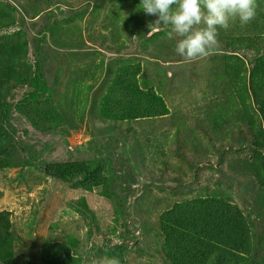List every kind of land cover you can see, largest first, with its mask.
<instances>
[{"label": "trees", "instance_id": "obj_1", "mask_svg": "<svg viewBox=\"0 0 264 264\" xmlns=\"http://www.w3.org/2000/svg\"><path fill=\"white\" fill-rule=\"evenodd\" d=\"M140 4L141 0H0V178L4 170L24 169L32 164L30 158L34 151L21 146L18 125L28 122L38 132L68 133L70 122H75L74 110H88L89 91L105 80L109 67L100 61L94 62L95 70L91 67L78 70V88L87 85L82 91L84 97L81 101L71 100L66 104L69 110H63L58 96L60 90L70 89L73 80L76 81L74 70L71 72L67 68L68 63L76 61H66L65 53L60 54L56 45H62L65 37L75 38L76 33L57 24L80 26L85 21L95 23L100 19L103 22L102 15L112 19L118 27L114 34L116 56L114 62L110 61L114 77L100 101V112L113 129L120 128V136L129 152L146 145L148 157L160 155L151 148L155 143L142 138L145 135L142 127L152 118L170 114L167 99L160 92L162 88H156L159 85L156 78L161 75V65L177 61L179 54L176 59L172 57L173 60L164 56L162 43L170 39L163 41L162 38L167 36L170 26L161 25L159 30L154 28L150 32L149 24L155 23L158 16L145 14ZM73 10H96L101 16L96 19L87 11L84 21L79 14H72ZM65 11L71 19L64 16ZM59 17L62 18L59 20ZM261 17V26H254L251 35L234 37L229 34V29L222 30L223 42L234 51L226 53L220 65L215 66L219 73H224V79L218 77L212 87L220 86V92L206 105L197 106V102L192 111H207L206 120L213 126L211 134L224 136L230 146L233 145L231 142L236 144L231 150L230 157L234 159L228 165L229 176L239 179L235 170L239 169V174L244 172L258 188L256 203L264 211V10ZM29 24L38 25L33 40L29 36ZM179 39H171L169 45ZM188 61L191 60L178 62ZM64 67L69 71V77L62 84L60 74ZM14 119H20V122L15 124ZM185 120L181 121L180 129L188 128ZM29 133L27 128L23 134ZM130 138L135 139V147L128 145ZM245 144L246 148H240ZM246 150V154L235 158V152ZM81 154L84 157L80 159L45 162L39 164L38 169L46 177L85 193L103 187L99 194L114 201L110 220L115 225L122 218L124 226L130 228L127 220L130 203L127 201L125 206L126 200L121 202L115 196L114 188L121 184L114 173L117 167L111 162L103 163L98 157L89 160L84 151ZM220 154V150L217 151L216 157ZM225 154L222 153L224 161L228 152ZM163 155H169V150ZM21 157L25 159L21 160ZM217 180L220 181V177ZM224 184V181L214 182L207 176L206 185L196 189V196L162 209L152 227L155 231L152 247L148 250L152 259L136 260L135 263L130 260V246L135 241L125 233L115 234L112 229L101 235L99 231L105 229L100 227L102 225L95 217L96 207L88 203L86 195L70 206L82 215L88 226L85 233L79 234L78 230L59 238L53 235L37 247L18 233L12 211L0 209V264H25V261L31 264H264V245L260 242L259 246L256 241L255 220L233 200L230 191L220 188ZM63 196V192L56 196L55 205L62 202ZM40 203L50 209V195L44 196ZM31 236L35 238L34 234ZM115 238L118 240L113 241ZM86 243H89L88 254L84 256L82 250Z\"/></svg>", "mask_w": 264, "mask_h": 264}, {"label": "rangeland", "instance_id": "obj_2", "mask_svg": "<svg viewBox=\"0 0 264 264\" xmlns=\"http://www.w3.org/2000/svg\"><path fill=\"white\" fill-rule=\"evenodd\" d=\"M255 3L258 9L255 19L247 25H241L238 20L233 21L228 30L230 35L234 37L240 34L251 35L255 30L254 26H261V11L264 10V0H255ZM87 11L89 14L92 12V10H73L72 14H79L84 20ZM66 12L64 16L71 19ZM111 13H113L112 10ZM92 15L96 19L101 16L96 10L92 12ZM61 18L59 17V20ZM101 18L104 19L103 22H100L101 19L95 23L84 20V24L80 26L78 24L64 25L62 23L63 26H60L61 23L57 24L60 28H69L76 33L75 38L65 37L62 40V45H56L60 54L65 53L66 61H76L67 64L69 71L73 72L74 70L76 81L73 80L70 89L65 87L60 90L58 96L59 104L63 110H69L66 104L71 100L80 99L79 101H81V97H84L82 91L84 92L87 85H81L82 88H78V85L80 86L78 70L90 67L95 70L97 67L94 62L100 61L104 62L109 70H107L105 80L96 83L97 87L89 91L88 110L85 112L79 111V108L74 110L73 120L75 122H70L68 133L38 132L33 130L28 122L18 125L21 146L27 147V151H34V156L32 153L31 166L24 169L12 167L1 173L0 209L12 211L18 233L27 239L30 245L36 244L37 247L46 239L52 238L53 235L59 238L68 232H78V230L79 234L85 233L88 226L85 225L82 215L70 206L77 199L86 195L88 203L96 207L95 217L102 225L100 227L105 229L99 231L100 234L103 235L106 231L108 233L110 229L115 230V234L125 233L135 241V244L130 246V260L134 262L144 259L145 261L150 257L148 250L152 247L151 242L155 231L152 227L160 211L176 201L196 196L198 193L196 189L203 188L207 183V176H209V178H213L214 182L224 181L225 184L220 185V188L230 191L233 200L240 204L246 214H251L255 220L256 241L259 246L260 242L264 245V240H262L264 236V211L256 203L258 188L248 180L244 172L239 174L237 172L239 169L234 172L239 179H232L229 176L228 165L234 159L230 157L233 154L231 150L232 147H236L234 146L236 144L231 142L233 145L230 146L224 136L211 134L213 126L210 125L209 120H206L207 111H192L197 102V106L206 105L217 92H220V86L212 87L218 77L224 79V73H219L215 66L220 65V62L227 55L226 53L232 54L234 51L232 46H227L223 42V29L219 30L218 44L208 56L181 64L178 61L183 62L188 59L179 55L177 61L166 62L161 65V69H159L161 75L156 78L159 85L156 88L159 86L162 88L160 92L167 99L171 112L166 117L152 118L145 122L142 127L145 134L142 138L149 143H155L151 148L160 152V155L151 158L148 157L149 152L146 145L138 149L134 146V138L129 139L128 145H133L135 149L129 152L124 138L120 136V128L115 127L113 129L106 123L100 112V101L114 77V73L111 72L110 61L114 62L116 56L114 54V34L116 33L115 27H118L112 19L104 15ZM27 27L29 36L33 40L38 25L29 24ZM223 31L225 32V30ZM167 38L168 36H163L162 39L164 41ZM169 41L162 43V49L164 56L173 60L172 57L176 59L178 55L175 52L177 43H170L169 45ZM69 50L71 54L72 52L76 54L71 55ZM197 60L198 62H195ZM49 66L52 64L50 63ZM114 67L116 66L114 65ZM68 70L64 67L62 74H60L62 84L67 82ZM223 101L221 100V102ZM176 103L178 104L176 105ZM183 119H186L185 123L188 128L180 129L179 126ZM19 122L20 119L16 121L14 119L15 124ZM27 128L30 133L24 135L23 133ZM179 130L181 131L177 133ZM176 134H178L177 137ZM199 140L202 142L197 143ZM215 146L217 148L213 149ZM246 146L247 144L243 147L240 146V148L243 149ZM203 147L206 149L202 150ZM166 150H169V155H163ZM219 150L221 154L216 157V152ZM81 151L85 152L89 160L98 157L103 163L109 164L111 162L117 167L114 173L117 174L116 177L121 184L119 188H114L115 196L121 202L125 199V206L127 201L128 204L130 203L129 211L127 209L129 230L124 226V219L121 218L115 225L113 220H110V211L114 208V201H108L99 194L103 187H96L93 192L85 193V191L55 181L51 177H46L38 169L39 164L45 162L80 159L84 157ZM226 151L228 155L224 161L222 153L226 155ZM246 152L247 150L235 152V158L246 154ZM24 159L25 157H21V160ZM32 159H34L33 162ZM234 167L236 168V166ZM124 169L127 170L120 172ZM225 175L229 178L227 179ZM219 177L220 181L217 180ZM211 187H214V184H211ZM62 192L64 193L62 202L55 205L56 196H61ZM48 194L52 201L50 209L48 206L42 207L40 203L43 202V197ZM60 207L61 209H59ZM84 217L86 219L87 216L84 215ZM132 221L135 223L133 224ZM31 234H34L35 238ZM116 240L118 239L115 238L113 241ZM88 244L86 243L85 250H82L84 256L88 254L86 249ZM26 256L27 254H24V257ZM150 259L152 258L150 257ZM151 262L155 263V260H151ZM25 264L31 263L25 261Z\"/></svg>", "mask_w": 264, "mask_h": 264}, {"label": "clouds", "instance_id": "obj_3", "mask_svg": "<svg viewBox=\"0 0 264 264\" xmlns=\"http://www.w3.org/2000/svg\"><path fill=\"white\" fill-rule=\"evenodd\" d=\"M140 6L145 14L158 16L150 32L170 26L168 38L180 37L175 52L188 60L208 56L220 29L228 30L235 20L247 25L257 14L255 0H141Z\"/></svg>", "mask_w": 264, "mask_h": 264}]
</instances>
